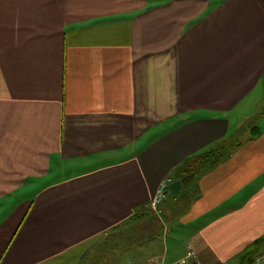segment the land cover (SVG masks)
Masks as SVG:
<instances>
[{
	"label": "crops",
	"instance_id": "obj_1",
	"mask_svg": "<svg viewBox=\"0 0 264 264\" xmlns=\"http://www.w3.org/2000/svg\"><path fill=\"white\" fill-rule=\"evenodd\" d=\"M263 106L264 0H0V264H79ZM197 185L150 260L264 236V116Z\"/></svg>",
	"mask_w": 264,
	"mask_h": 264
},
{
	"label": "rangeland",
	"instance_id": "obj_2",
	"mask_svg": "<svg viewBox=\"0 0 264 264\" xmlns=\"http://www.w3.org/2000/svg\"><path fill=\"white\" fill-rule=\"evenodd\" d=\"M264 106L261 108L263 109ZM246 124V123H244ZM257 124L254 121L250 122V126ZM237 134V129L235 130ZM249 132L242 134L240 136V140L248 137ZM150 208V207H148ZM150 210L154 213L155 218L151 219L149 217H145L147 222L145 227L143 228V233H147L146 236L137 233L133 236L122 237L120 241H108L106 242V238L110 233L113 232V229L109 230L106 233H103L84 253V257L80 262H84V264H149L151 254L158 255L163 251L161 246L156 247V242L161 244L162 239L163 242L169 246L172 245L173 242H179V245H182L185 237L184 235L189 233L193 228L192 225L187 227L182 225L176 221L178 218V214L170 208L169 202L164 201L161 206V211H154L150 208ZM159 218L160 222L155 221ZM151 220V221H150ZM174 222V223H172ZM172 223V224H171ZM170 226V231L165 232L166 226ZM159 226V229L153 231L155 228ZM141 231V230H140ZM135 240L132 243H129L128 240L135 237ZM264 238V236H263ZM104 241V242H103ZM264 248V239H259L256 242H253L249 245V247L242 253L243 259L240 261L238 259L229 260L230 264H258L257 256L259 252ZM153 250V251H152ZM79 262V263H80Z\"/></svg>",
	"mask_w": 264,
	"mask_h": 264
},
{
	"label": "trees",
	"instance_id": "obj_3",
	"mask_svg": "<svg viewBox=\"0 0 264 264\" xmlns=\"http://www.w3.org/2000/svg\"><path fill=\"white\" fill-rule=\"evenodd\" d=\"M264 116V108L259 112L258 116L247 120L242 127L237 130V134L232 133L230 137L226 138L223 141H220L215 144L211 149L204 150L200 153L193 154L189 156L186 160H184L175 171V179H180L183 183L182 190L177 195L167 194L168 199L166 202H169L170 208L174 211L178 216L183 214L187 210L190 209L191 204L197 199L199 196V186L197 185L198 180L209 170L214 168L218 163L222 160L226 159L235 149L241 144L240 136L245 134L247 131L249 134L251 130L258 129V125L254 124L250 126V122L254 121L258 123L259 119ZM251 137L253 134L250 135ZM172 179V178H171ZM149 217L154 219V213L149 209L145 208L142 211L135 212L127 221H123L116 225L113 228V232L109 234V236L105 239L106 242L114 241L117 242L122 239V237L133 236L137 233L142 234L143 228L146 225V218ZM151 221V220H150ZM158 225L157 222H160L159 218L157 220L152 221ZM159 229V226L155 228L153 231ZM141 230V231H140ZM142 235L146 236L147 233H143ZM137 235L130 240L129 243H132L133 240L137 239ZM260 239H264L263 237ZM104 242V241H103ZM79 264H84V262H80Z\"/></svg>",
	"mask_w": 264,
	"mask_h": 264
},
{
	"label": "built area",
	"instance_id": "obj_4",
	"mask_svg": "<svg viewBox=\"0 0 264 264\" xmlns=\"http://www.w3.org/2000/svg\"><path fill=\"white\" fill-rule=\"evenodd\" d=\"M165 196L164 193V185L162 184L154 194L152 200H151V207L154 210H157L163 201ZM257 263L258 264H264V248L259 252L257 256ZM151 264H203V262L198 257V254L196 250L190 245L188 248L187 255L183 256L182 258H179L175 261H165V260H159L157 258H154L151 260ZM223 264H228L227 262H224Z\"/></svg>",
	"mask_w": 264,
	"mask_h": 264
},
{
	"label": "water",
	"instance_id": "obj_5",
	"mask_svg": "<svg viewBox=\"0 0 264 264\" xmlns=\"http://www.w3.org/2000/svg\"><path fill=\"white\" fill-rule=\"evenodd\" d=\"M183 183L180 179L175 180L174 182L165 186L166 193L170 194H179L182 189Z\"/></svg>",
	"mask_w": 264,
	"mask_h": 264
}]
</instances>
